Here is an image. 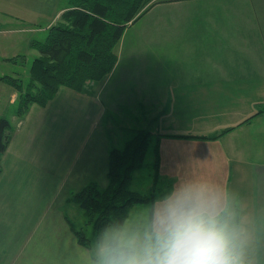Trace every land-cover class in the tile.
Listing matches in <instances>:
<instances>
[{"label":"crops","instance_id":"crops-1","mask_svg":"<svg viewBox=\"0 0 264 264\" xmlns=\"http://www.w3.org/2000/svg\"><path fill=\"white\" fill-rule=\"evenodd\" d=\"M53 1L0 0V63L26 66L25 52L39 54L34 41L72 5ZM115 52L104 79L82 91L62 86L23 114L31 64L25 78L0 69L10 134L0 156V264H91L95 254L58 200L69 201L66 185L104 187L109 151L138 130L156 138L155 180L172 181L169 193L191 178L222 186L253 236L248 258L264 264V0L158 2L125 28Z\"/></svg>","mask_w":264,"mask_h":264},{"label":"trees","instance_id":"trees-1","mask_svg":"<svg viewBox=\"0 0 264 264\" xmlns=\"http://www.w3.org/2000/svg\"><path fill=\"white\" fill-rule=\"evenodd\" d=\"M161 1L167 0H71V7L51 25L45 39L34 41L39 54L30 65L18 113L23 114L31 103L44 106L62 86L82 91L89 82L104 79L117 61L115 46L125 28ZM7 77L22 91L19 79ZM8 128L9 122L1 118L0 156L9 141ZM149 143L148 130L136 131L122 148L109 151L106 185L91 182L68 199L86 213L97 239L109 225L126 218L131 206L153 201V193L129 187ZM72 230L77 241L90 248L83 230Z\"/></svg>","mask_w":264,"mask_h":264},{"label":"clouds","instance_id":"clouds-1","mask_svg":"<svg viewBox=\"0 0 264 264\" xmlns=\"http://www.w3.org/2000/svg\"><path fill=\"white\" fill-rule=\"evenodd\" d=\"M252 243L222 186L191 178L150 209L109 225L91 264H253Z\"/></svg>","mask_w":264,"mask_h":264},{"label":"rangeland","instance_id":"rangeland-1","mask_svg":"<svg viewBox=\"0 0 264 264\" xmlns=\"http://www.w3.org/2000/svg\"><path fill=\"white\" fill-rule=\"evenodd\" d=\"M52 2H54V1L51 0V3ZM55 2L56 3L54 5L58 6V5H62L64 2H66V0H60V1L55 0ZM50 6L52 8V5H50ZM42 21L43 20H41V23H42ZM22 47H23L22 51H24L25 47L24 46H22ZM25 54H26V58H28V64L26 66L21 65V67H14L8 61V63H0V69L7 71V72L10 69L11 70L16 69L22 74L23 78L27 77V70H28L29 64H31V62L33 61L35 56H33L30 51L25 52ZM155 142H156V138H155V136H152L151 141H150L148 148H147V151H146L144 163L140 168H138L134 171V174L132 175V179L130 181L131 183L129 184L130 189L132 188V189L137 190L138 192H141V193H153L154 194L153 195V201L155 200V198L160 197L161 194H163L165 192L169 193V191L172 187V181L163 179L160 176H157V178L155 180V171H154L153 166H152L153 161H154V156H155V150H154L155 149ZM97 181H98L99 186L103 187L101 180H97ZM70 184H72V183H70ZM74 184H76V183H73L72 185H74ZM78 190H76V191H78ZM72 191H73V186L66 185V188L62 192V195L65 196V193H66L67 197L69 196L67 199H69L72 196V194L74 193ZM62 195L60 196V198L63 197ZM58 201L60 202L62 209L66 212L69 219L73 222L74 226L76 227V228L75 227L74 228L83 230L85 237L89 239L88 244H89L90 248L92 249L93 253L95 254L96 246H97V243L100 240L101 236L97 239V236L95 235V233L93 231V225L91 222H89V219H88V216L86 215V213L76 203H73L71 201L70 202L67 201V203L65 204L62 200H58ZM148 206H149V204H148ZM135 208H136L135 211H133V213L130 215H133V214H136V213H139V212H142L145 210V207H135ZM128 213H129V211H128Z\"/></svg>","mask_w":264,"mask_h":264}]
</instances>
